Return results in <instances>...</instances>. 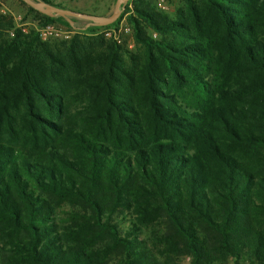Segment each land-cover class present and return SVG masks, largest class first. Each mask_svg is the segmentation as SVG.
Here are the masks:
<instances>
[{
    "label": "trees",
    "instance_id": "obj_1",
    "mask_svg": "<svg viewBox=\"0 0 264 264\" xmlns=\"http://www.w3.org/2000/svg\"><path fill=\"white\" fill-rule=\"evenodd\" d=\"M182 2L88 22L142 55L0 15V264H264V0Z\"/></svg>",
    "mask_w": 264,
    "mask_h": 264
},
{
    "label": "rangeland",
    "instance_id": "obj_2",
    "mask_svg": "<svg viewBox=\"0 0 264 264\" xmlns=\"http://www.w3.org/2000/svg\"><path fill=\"white\" fill-rule=\"evenodd\" d=\"M49 1L54 3V5H60L62 7H65L67 9H72L74 11L109 17L114 12L115 4L117 0H49ZM150 1L153 3L157 12H161L167 15L169 18H174L176 11L183 5L182 0H150ZM0 15L10 18L14 22L15 29H17L20 23H23L28 20L33 22L35 21L42 22L41 15L30 12L29 6L21 0H0ZM129 15L130 13H127L122 19L125 25L128 27L129 31L122 33L120 45L128 52H132L133 55H137V54L142 55L143 49L140 45L136 43L133 27L128 22ZM80 22L81 24L77 26H80L81 28L84 29L83 31L84 34L79 36L80 37L92 36L91 34L94 33L95 31L92 32L90 30V26L88 24L89 21L81 20ZM145 31L149 36L151 35L153 36L154 34V32L146 26H145ZM158 37L159 36L154 38H158ZM60 42L63 41L59 39L50 41V43L53 46L60 44ZM120 221L121 223H124V221H122L121 219ZM181 262L182 264H192V259L191 257L188 256L182 257ZM225 264H236V262L235 260L230 259Z\"/></svg>",
    "mask_w": 264,
    "mask_h": 264
},
{
    "label": "built area",
    "instance_id": "obj_3",
    "mask_svg": "<svg viewBox=\"0 0 264 264\" xmlns=\"http://www.w3.org/2000/svg\"><path fill=\"white\" fill-rule=\"evenodd\" d=\"M69 25H62L60 23H45L41 21H25L20 23L17 27L23 34L30 35L33 33L43 42H50L52 40H62V41H70L75 36L83 35L84 29L80 26H76L73 21L67 20ZM32 29V32H31ZM129 29L125 25L124 21H120V23L116 24V26H112L110 28H102L94 33L92 36L103 35L105 38L113 39L118 44L121 43L122 33L128 32Z\"/></svg>",
    "mask_w": 264,
    "mask_h": 264
},
{
    "label": "water",
    "instance_id": "obj_4",
    "mask_svg": "<svg viewBox=\"0 0 264 264\" xmlns=\"http://www.w3.org/2000/svg\"><path fill=\"white\" fill-rule=\"evenodd\" d=\"M21 1H23L29 7L33 8L34 10L40 12L45 16L51 18L62 17L69 21H71V18L86 20L91 22L93 25L97 27H107L117 22V20L121 16L122 7L129 2V0H117L113 14L109 17H105V16L82 13V12L74 11L72 9L56 7L40 0H21Z\"/></svg>",
    "mask_w": 264,
    "mask_h": 264
},
{
    "label": "crops",
    "instance_id": "obj_5",
    "mask_svg": "<svg viewBox=\"0 0 264 264\" xmlns=\"http://www.w3.org/2000/svg\"><path fill=\"white\" fill-rule=\"evenodd\" d=\"M153 37H157V34H156V33H154V34H153Z\"/></svg>",
    "mask_w": 264,
    "mask_h": 264
}]
</instances>
